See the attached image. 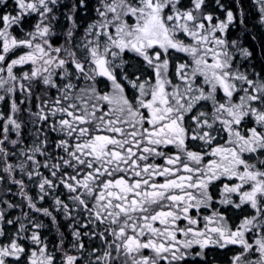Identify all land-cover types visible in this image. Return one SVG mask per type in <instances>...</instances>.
<instances>
[{
  "label": "snow or ice",
  "instance_id": "1",
  "mask_svg": "<svg viewBox=\"0 0 264 264\" xmlns=\"http://www.w3.org/2000/svg\"><path fill=\"white\" fill-rule=\"evenodd\" d=\"M0 264H264V0H0Z\"/></svg>",
  "mask_w": 264,
  "mask_h": 264
},
{
  "label": "flooded vegetation",
  "instance_id": "2",
  "mask_svg": "<svg viewBox=\"0 0 264 264\" xmlns=\"http://www.w3.org/2000/svg\"><path fill=\"white\" fill-rule=\"evenodd\" d=\"M47 223V221H45ZM47 234V233H46ZM212 255H216V256H222V253H209V256H212ZM189 259H195V260H199L198 257H195V258H189Z\"/></svg>",
  "mask_w": 264,
  "mask_h": 264
},
{
  "label": "trees",
  "instance_id": "3",
  "mask_svg": "<svg viewBox=\"0 0 264 264\" xmlns=\"http://www.w3.org/2000/svg\"><path fill=\"white\" fill-rule=\"evenodd\" d=\"M8 2L11 3V0H8ZM248 43H250V41Z\"/></svg>",
  "mask_w": 264,
  "mask_h": 264
}]
</instances>
